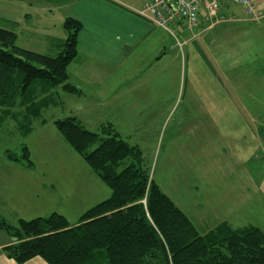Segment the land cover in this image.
Returning <instances> with one entry per match:
<instances>
[{"label": "crops", "instance_id": "0c3cea01", "mask_svg": "<svg viewBox=\"0 0 264 264\" xmlns=\"http://www.w3.org/2000/svg\"><path fill=\"white\" fill-rule=\"evenodd\" d=\"M21 1L32 5L29 0ZM143 2L42 0L35 7L42 11L35 16L47 20L52 9H58L63 30L67 18L82 24L78 53L68 67L69 82L78 90L73 95L99 103L116 117L122 116L126 103L129 104L127 113L132 117L134 130L147 126L139 123L141 114L159 120L180 98L185 105L181 118L184 132L193 136L190 140L181 139L180 149L205 150L198 137H204L205 121H209L220 137L211 132L210 141L214 146L222 142L220 146L229 149V166L234 163L244 168L253 158L258 138L264 134V19H250L239 4L227 0L214 19H208L203 11L192 30L180 25L174 36L138 15ZM256 2L264 14V0ZM25 14L28 20L34 18ZM62 34L63 38L58 39L43 36L53 41L52 48L60 52L65 30ZM146 74L152 81L145 80ZM108 121L119 133L121 126ZM129 144L140 149L137 140ZM13 200L14 195L9 193L0 195V218L16 225L25 212ZM13 242L0 229V264H18L4 251ZM39 261V257H34L24 264Z\"/></svg>", "mask_w": 264, "mask_h": 264}, {"label": "trees", "instance_id": "16d2710c", "mask_svg": "<svg viewBox=\"0 0 264 264\" xmlns=\"http://www.w3.org/2000/svg\"><path fill=\"white\" fill-rule=\"evenodd\" d=\"M66 38L56 56L17 46V34L0 27V125L15 121L22 133L59 96L73 94L68 67L78 53L82 24L64 22ZM55 103V102H54ZM67 144L111 190L72 225L57 213L16 225L0 218L13 243L5 253L22 264L42 257L49 264H264V232L223 222L201 234L193 221L163 192L142 165V152L111 124L100 133L75 117L55 122ZM11 161L32 166L28 149Z\"/></svg>", "mask_w": 264, "mask_h": 264}, {"label": "rangeland", "instance_id": "374dc122", "mask_svg": "<svg viewBox=\"0 0 264 264\" xmlns=\"http://www.w3.org/2000/svg\"><path fill=\"white\" fill-rule=\"evenodd\" d=\"M29 2L32 5L21 0H0V27L17 34V46L56 56L59 50L52 48L53 41L45 40L43 34L54 39L63 38L61 11L52 9L47 20L45 17L37 19L35 13L42 10L35 7L42 4V0ZM27 12L34 16L32 20L27 19ZM145 80L152 81L147 74ZM59 96L33 120L28 133H22L11 118L0 125V195H14L12 203L19 202L18 206L21 205L25 212L23 219L57 213L75 225L87 210L111 196L107 184L67 144L57 129V120L75 116L94 133H100L102 126L112 120L121 126V137L132 144L137 140L143 167L201 234L223 222L235 229L254 226L264 232V134L258 138L253 158L244 168L234 163L229 166V149L220 146L222 142L214 146L210 141L211 132L214 137H220L215 135L209 121H205L204 137H198L202 138L200 143L203 142L205 150L180 149L181 139L193 137L184 132L181 118L185 105L180 98L159 120L147 119L141 114L139 123H147V126L134 130L127 103L125 113L116 117L117 114L88 98L60 89ZM184 145L187 144L182 147ZM25 147L32 166L8 159L7 152L22 156ZM218 147L226 150L218 151ZM39 259L35 264H49L42 257Z\"/></svg>", "mask_w": 264, "mask_h": 264}, {"label": "built area", "instance_id": "2783aa9c", "mask_svg": "<svg viewBox=\"0 0 264 264\" xmlns=\"http://www.w3.org/2000/svg\"><path fill=\"white\" fill-rule=\"evenodd\" d=\"M224 1L227 0H144L138 15L175 36V28L184 26L188 30L198 23L205 11L208 19H214ZM254 21L264 19L256 0H232Z\"/></svg>", "mask_w": 264, "mask_h": 264}]
</instances>
